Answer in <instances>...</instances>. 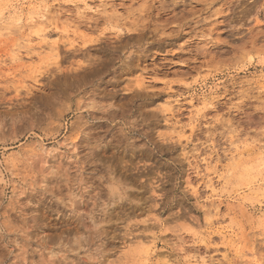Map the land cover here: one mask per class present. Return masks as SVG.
I'll use <instances>...</instances> for the list:
<instances>
[{"label": "rangeland", "instance_id": "1", "mask_svg": "<svg viewBox=\"0 0 264 264\" xmlns=\"http://www.w3.org/2000/svg\"><path fill=\"white\" fill-rule=\"evenodd\" d=\"M0 264H264V0H0Z\"/></svg>", "mask_w": 264, "mask_h": 264}, {"label": "bare ground", "instance_id": "2", "mask_svg": "<svg viewBox=\"0 0 264 264\" xmlns=\"http://www.w3.org/2000/svg\"><path fill=\"white\" fill-rule=\"evenodd\" d=\"M48 15H49V10L45 8L42 11L40 16H38V17L32 16L31 19L29 20V22L32 24L33 27H35L39 22H41L42 20L47 19ZM38 18H40V19L38 20ZM169 108H170V113L172 114L173 113L172 112V110H173L172 106H170ZM210 186H211V189L215 190L213 183H211Z\"/></svg>", "mask_w": 264, "mask_h": 264}]
</instances>
